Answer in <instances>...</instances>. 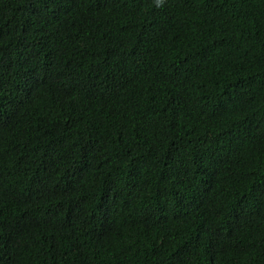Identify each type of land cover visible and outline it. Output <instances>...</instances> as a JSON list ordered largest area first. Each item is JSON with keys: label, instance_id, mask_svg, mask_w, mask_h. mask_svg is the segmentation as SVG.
<instances>
[{"label": "trees", "instance_id": "1", "mask_svg": "<svg viewBox=\"0 0 264 264\" xmlns=\"http://www.w3.org/2000/svg\"><path fill=\"white\" fill-rule=\"evenodd\" d=\"M0 264H264V0H0Z\"/></svg>", "mask_w": 264, "mask_h": 264}, {"label": "clouds", "instance_id": "2", "mask_svg": "<svg viewBox=\"0 0 264 264\" xmlns=\"http://www.w3.org/2000/svg\"><path fill=\"white\" fill-rule=\"evenodd\" d=\"M158 6H159V0H158Z\"/></svg>", "mask_w": 264, "mask_h": 264}]
</instances>
